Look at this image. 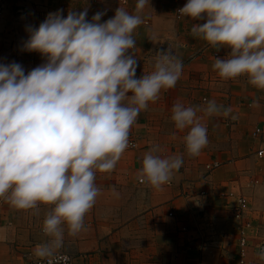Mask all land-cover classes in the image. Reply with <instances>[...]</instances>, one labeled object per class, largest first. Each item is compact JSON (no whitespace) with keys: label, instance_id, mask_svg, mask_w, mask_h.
I'll list each match as a JSON object with an SVG mask.
<instances>
[{"label":"crops","instance_id":"1","mask_svg":"<svg viewBox=\"0 0 264 264\" xmlns=\"http://www.w3.org/2000/svg\"><path fill=\"white\" fill-rule=\"evenodd\" d=\"M185 3L150 0L138 13L143 23L133 32L132 50L138 60L137 77L153 71L154 58L168 49L181 59L182 74L174 88L161 90L158 100L140 112L129 135L136 146H128L111 172H96L101 191L85 216L84 229L73 237L64 226L58 252L68 251L75 264H239L238 231L246 222L247 264H264L258 257L264 243V90L246 76L223 80L217 75L214 58H224L230 49L216 50L190 34L192 24L203 21L179 16ZM135 4L136 0H27L19 7L9 2L0 14V63L15 61L25 73L42 63L44 57L23 50V43L27 26L38 27L49 12L60 9L66 16L87 9L90 20L100 11L103 22L118 7L133 13ZM254 99L258 107L250 106ZM207 100L231 106L230 116L238 119L198 112L208 143L198 156H191L183 139L188 129H175L171 108L179 101L203 109ZM154 144L161 155L183 159L182 167L160 188L138 178L143 154ZM236 194L246 198L241 220L231 211ZM50 208L39 204L36 210H21L0 201V264H20L25 252L34 255L36 245L48 239L40 229Z\"/></svg>","mask_w":264,"mask_h":264},{"label":"clouds","instance_id":"2","mask_svg":"<svg viewBox=\"0 0 264 264\" xmlns=\"http://www.w3.org/2000/svg\"><path fill=\"white\" fill-rule=\"evenodd\" d=\"M147 3L136 0L133 13L118 7L103 22L100 11L90 20L87 9L66 16L60 9L49 12L38 27L27 26L23 43V50L40 53L44 62L27 73L15 61L0 63V198L21 210L51 206L41 229L48 239L34 248L46 264H67L68 257L57 254L64 226L73 237L84 229L101 191L96 172L115 168L140 112L181 77L182 61L171 49L159 51L153 71L136 75L133 32L143 23L138 13ZM178 12L203 21L192 24L194 38L216 50L230 49L212 64L221 79L246 76L264 90V0H186ZM250 106L258 107V101ZM200 111L238 119L230 116L231 106L215 100H207L203 109L175 102L170 119L175 129H188L183 139L191 156L208 143ZM160 152L159 145H151L138 173L154 188L169 183L183 164L181 156ZM258 257L264 261V249Z\"/></svg>","mask_w":264,"mask_h":264},{"label":"built area","instance_id":"3","mask_svg":"<svg viewBox=\"0 0 264 264\" xmlns=\"http://www.w3.org/2000/svg\"><path fill=\"white\" fill-rule=\"evenodd\" d=\"M27 0H0V14L2 10L5 8V5L9 2H12L14 4H18L19 7L25 6L22 5V3L26 2ZM123 2H127V0H122ZM19 11H23V8L19 9ZM179 16H181L179 14ZM44 62V59L42 63ZM256 132H260L259 128L256 129ZM129 145H134L133 140L129 139ZM3 198H0V201H2ZM245 197L241 194L234 195V200L230 203L231 205V211L233 212V215L238 220H241L244 215V209H245ZM249 222H246L238 232H240L239 235V255H238V261L239 264H247V249L249 247L248 242V235H247V227H249ZM183 229H186L185 227H182ZM262 249H264V243L261 244L258 248V252H260ZM59 256H67V264H75L76 258L75 256H72L70 254L64 253V252H58ZM20 264H46V262L40 258H37L35 255L25 252L22 262ZM63 264V262H62Z\"/></svg>","mask_w":264,"mask_h":264},{"label":"rangeland","instance_id":"4","mask_svg":"<svg viewBox=\"0 0 264 264\" xmlns=\"http://www.w3.org/2000/svg\"><path fill=\"white\" fill-rule=\"evenodd\" d=\"M129 139H131V140H133L131 137H129ZM134 141H135V139H134ZM133 141V142H134ZM136 146V141L134 142V145H132V146H130L129 145V147H135ZM242 195V194H241ZM245 200H246V198H245ZM245 208H246V203H245ZM244 211H245V209H244ZM181 227V226H180ZM180 231H182V228H180ZM40 233H42L41 232V229H40ZM237 236V235H236ZM233 239H235V237H233ZM65 251V250H64ZM66 253H68V251H65Z\"/></svg>","mask_w":264,"mask_h":264}]
</instances>
